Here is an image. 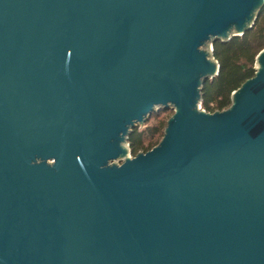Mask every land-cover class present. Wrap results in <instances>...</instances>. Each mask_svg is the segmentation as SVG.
Masks as SVG:
<instances>
[{"label":"water","instance_id":"water-1","mask_svg":"<svg viewBox=\"0 0 264 264\" xmlns=\"http://www.w3.org/2000/svg\"><path fill=\"white\" fill-rule=\"evenodd\" d=\"M263 3L0 0V264H264V48L227 108L197 105L206 42Z\"/></svg>","mask_w":264,"mask_h":264},{"label":"trees","instance_id":"trees-1","mask_svg":"<svg viewBox=\"0 0 264 264\" xmlns=\"http://www.w3.org/2000/svg\"><path fill=\"white\" fill-rule=\"evenodd\" d=\"M263 48L264 3L258 9L252 25L241 35L232 36L224 41L219 39L212 41L211 56L216 61L218 69L214 76L205 79L201 84L200 108L206 112L227 108L231 102V92L244 80L253 76L255 56ZM162 111L167 109L153 111L149 118ZM163 128L164 124L160 121L143 129L133 127L126 137L131 155L145 152L156 145L163 134Z\"/></svg>","mask_w":264,"mask_h":264},{"label":"rangeland","instance_id":"rangeland-1","mask_svg":"<svg viewBox=\"0 0 264 264\" xmlns=\"http://www.w3.org/2000/svg\"><path fill=\"white\" fill-rule=\"evenodd\" d=\"M209 41L206 42V48H207V51H208V56H209V59H211V54H210V51H209ZM254 67L256 66L257 67V63H255L254 61ZM199 107H200V103L197 104ZM173 113V110L172 109H167V111H162V112H157L155 114L154 117H150L148 120L144 121V122H138L135 124L134 127L138 128V129H143L145 128L146 126H149L151 124H156L157 122H162L165 126V122L166 120L168 119V117ZM164 129V128H163ZM124 148V154H125V157H130L132 156L131 153L129 152V149H128V146H127V143L126 142H123L121 144ZM124 156H119L118 159H114L112 162L117 164L120 162V159H123Z\"/></svg>","mask_w":264,"mask_h":264}]
</instances>
